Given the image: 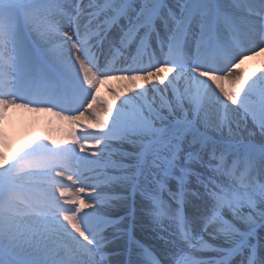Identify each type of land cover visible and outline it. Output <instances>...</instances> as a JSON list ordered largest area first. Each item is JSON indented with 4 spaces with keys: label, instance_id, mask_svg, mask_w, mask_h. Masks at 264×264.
Here are the masks:
<instances>
[{
    "label": "snow or ice",
    "instance_id": "obj_1",
    "mask_svg": "<svg viewBox=\"0 0 264 264\" xmlns=\"http://www.w3.org/2000/svg\"><path fill=\"white\" fill-rule=\"evenodd\" d=\"M260 55L264 0H0V264H264Z\"/></svg>",
    "mask_w": 264,
    "mask_h": 264
},
{
    "label": "bare ground",
    "instance_id": "obj_2",
    "mask_svg": "<svg viewBox=\"0 0 264 264\" xmlns=\"http://www.w3.org/2000/svg\"><path fill=\"white\" fill-rule=\"evenodd\" d=\"M262 65H264V55L254 56L245 60L241 69L237 71L250 72L259 69ZM123 87L124 82L111 80L99 86V95L110 101L112 95L109 89L114 92H120ZM224 87L228 88L230 85L225 83ZM10 117V120L4 125L12 145L11 149H4L8 154L36 137H47L58 142L63 141L69 134L65 128L67 127L68 131L72 130V125L69 122L48 113L32 114L14 111L10 113Z\"/></svg>",
    "mask_w": 264,
    "mask_h": 264
},
{
    "label": "rangeland",
    "instance_id": "obj_3",
    "mask_svg": "<svg viewBox=\"0 0 264 264\" xmlns=\"http://www.w3.org/2000/svg\"><path fill=\"white\" fill-rule=\"evenodd\" d=\"M242 65H243V64H242ZM242 65H241V66H242ZM65 129H66V131L69 133L70 130L68 131V130H67V129H68L67 127H66ZM66 131H65V132H66ZM54 139H55V138H54ZM11 153H12V152H11ZM11 153H9V155H11Z\"/></svg>",
    "mask_w": 264,
    "mask_h": 264
}]
</instances>
